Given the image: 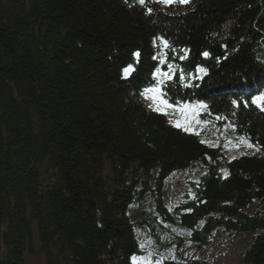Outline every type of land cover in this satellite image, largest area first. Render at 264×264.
Here are the masks:
<instances>
[{"label": "trees", "instance_id": "1", "mask_svg": "<svg viewBox=\"0 0 264 264\" xmlns=\"http://www.w3.org/2000/svg\"><path fill=\"white\" fill-rule=\"evenodd\" d=\"M168 61L175 75L159 77ZM157 86L170 103H204L219 127L226 117L255 153L228 160L147 109ZM256 93L264 0H0V264H25L35 240L66 264H133L135 223L153 214L198 248L216 231L249 234L239 264H264V212L247 211L264 207ZM195 165L207 172L169 210L166 180Z\"/></svg>", "mask_w": 264, "mask_h": 264}, {"label": "rangeland", "instance_id": "2", "mask_svg": "<svg viewBox=\"0 0 264 264\" xmlns=\"http://www.w3.org/2000/svg\"><path fill=\"white\" fill-rule=\"evenodd\" d=\"M171 0H164V5H168ZM185 3V0H181ZM157 57L165 63V57L169 53L170 45L164 40H155ZM174 59L185 58L184 52H178ZM166 69H160L159 77L170 78L175 75L172 62L168 61ZM196 76H187L181 73L180 77H187L191 82L203 76L201 69L195 72ZM258 96V95H257ZM261 96V95H260ZM256 99V105L264 111V98ZM144 105L153 112L163 114L170 124L179 127L181 130L194 133L204 139L208 144L217 148L224 158L233 159L243 157L250 153H255L256 148L244 137L234 135V126L226 117L219 119L224 122L222 126H217L208 117V107L204 103H177L168 102L162 94L160 86L146 92L143 98ZM261 109H257L261 111ZM207 172L202 166L195 165L190 169L173 174L166 180L163 194L164 201L169 210H174L183 201V195L192 181ZM47 174L44 178L47 179ZM49 179V178H48ZM260 206V207H259ZM248 213L251 215L264 212V207L256 205L250 207ZM131 212V211H130ZM135 217L138 215L135 213ZM136 236L140 245L141 254L136 256L133 264H155L164 259L173 258L197 262L207 261L209 264H239L245 249L249 246V234L230 235L226 232L216 231L209 243L203 248L195 247L189 240V231L183 227L169 228L164 224L160 225L155 219V214L145 217L143 224L139 226L135 223ZM38 241L35 240L33 247L25 256V264H50V259L54 263L66 264L63 259L53 253L49 259L40 250ZM52 261V260H51Z\"/></svg>", "mask_w": 264, "mask_h": 264}]
</instances>
